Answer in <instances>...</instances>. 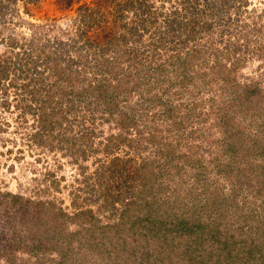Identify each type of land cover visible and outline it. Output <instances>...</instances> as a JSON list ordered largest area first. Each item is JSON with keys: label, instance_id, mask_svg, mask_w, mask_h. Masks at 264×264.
I'll return each mask as SVG.
<instances>
[{"label": "rangeland", "instance_id": "374dc122", "mask_svg": "<svg viewBox=\"0 0 264 264\" xmlns=\"http://www.w3.org/2000/svg\"><path fill=\"white\" fill-rule=\"evenodd\" d=\"M60 2L38 0L28 4L30 11L25 13L24 0H17L19 18L14 15L11 19L7 11L0 24L27 33L45 31L46 36L66 27L73 34L68 28L73 30L70 21L75 16L74 7L62 8ZM263 9L264 0H247L240 14H235L233 7L228 13L232 20L239 18V22L249 25L256 22L264 36ZM228 36L218 45L236 38ZM237 67L236 80L244 87H253L260 102L253 95L248 107L238 103L236 109L242 106L243 110L229 112L232 117L228 122L226 118L223 128L213 125L216 109L222 112V102L230 97L226 98L216 84L204 87L199 72H190L192 91L183 89L178 93L180 82L176 86L171 74L168 80L174 85L169 93L173 94L168 95L152 81L147 83L152 79L148 75L132 76V81L138 78V85L130 94L115 95L117 103L112 114L102 110L104 103L73 107L65 119L59 117L62 123L56 124L57 115L53 117L55 124L50 132L42 133L40 144L28 136L41 129L35 108L40 100H36L38 95L31 99L23 92L22 77L13 73V85L0 89V190L50 199L69 214L76 207L90 208L97 224H110L108 228L89 227L73 236L64 246L68 248L64 250V263L53 252V260L40 258L42 263L36 264H264L263 248L255 250L261 254L246 251L257 244V235L264 233V62L249 52L242 55ZM163 79L164 88L167 81ZM48 82L44 79L45 84ZM51 92L57 91L52 88ZM4 98L9 101L7 109L2 107ZM28 104L32 110L26 108ZM172 107L180 114L175 121L179 127L175 128H170L166 119V110ZM118 110L137 116L136 128L126 132V138L134 137L131 144L120 140L124 131L114 116ZM106 148L111 150L106 152ZM116 157L131 158V162L135 159L140 165L143 162V167L122 170V161L112 165L110 176L101 182L99 173ZM124 205L130 207L126 216L135 215L131 217L138 220L137 231L124 223L115 225L124 221L120 215ZM191 209L196 213L192 214ZM184 216L195 219L196 224L204 223L203 229L194 224L189 234L185 233L186 227L180 223ZM66 226L68 231L78 228L69 221ZM166 228L171 230L166 239L174 236L177 248L184 247L190 253L182 263L159 256L158 247L166 246V240L160 239L154 250L151 247V235L156 234H151L153 229ZM223 241L226 244H221ZM19 255L22 259L17 264H35L34 256ZM0 264L10 263L0 258Z\"/></svg>", "mask_w": 264, "mask_h": 264}, {"label": "trees", "instance_id": "16d2710c", "mask_svg": "<svg viewBox=\"0 0 264 264\" xmlns=\"http://www.w3.org/2000/svg\"><path fill=\"white\" fill-rule=\"evenodd\" d=\"M60 1L62 8L74 7L75 16L70 21L73 30L68 28L73 34H69L66 27H60L58 33L46 36L45 31L40 33L32 30L27 33L0 24V89L12 86L11 77L13 73H17L16 76L23 79L20 84L23 92L31 99L38 95L36 100L39 99L40 104L35 105V108L38 110L39 122L42 121L41 129L34 130L28 135L36 144H40L42 133L51 131L56 121L53 117L57 115L56 124L62 123L60 119H65L64 115L73 111V107L81 104L97 107L99 103H104L105 107L102 110L112 114L117 103L115 95L119 92L130 94L138 85V78L146 75L152 78L146 80L147 83L152 81L153 85L162 90V94L168 95L173 94L169 91H172L174 81L176 86L180 82L181 87L176 93L183 92V89L192 91L189 90L190 72H199L203 76L204 87L216 84L226 98L227 95L230 97L229 101L225 99L222 102V112L216 109V122L213 125L217 123L222 128L225 127L226 118L228 122L232 117L228 115L229 112L243 110L242 106L236 109L238 103L239 106L245 104L248 107L253 95H256V101L260 102V95L255 94L254 88L239 84L235 74L243 54L253 53L257 55L258 60L264 62V36L261 34V27L257 26L256 22L249 25L246 22H239V18L232 20L228 13L229 8L233 7L235 14H240L239 11L246 6L247 0ZM155 1H159V4H155ZM16 2L17 0H0V22L4 21L7 11L11 19L14 15L19 18L17 8L15 9ZM37 2L38 0H24V12L29 13L28 4L34 5ZM54 23L55 21L50 23L52 28ZM64 35L68 38L64 39ZM225 35H229L228 37L235 35L236 38L233 42L218 45L223 42ZM123 62L125 64H122ZM171 74H174L175 80L169 83L168 78ZM153 75L157 77L153 78ZM132 76L138 78L132 81ZM206 76L208 77L205 80ZM164 77L167 84L163 88ZM44 79H49V84H45ZM52 88L57 92L52 93ZM1 101L2 107L7 109L8 99L4 98ZM26 108L32 110L30 104ZM175 110L178 109L172 107L166 110L170 128L179 127L175 121L180 114ZM114 116L117 117L120 130L125 133L121 134L123 137L120 138L121 142L127 140L131 144L134 137L126 138V132L135 127L137 116L119 110ZM135 131L139 132L136 129ZM252 141L255 142V138H252ZM117 146L119 145L116 144L115 147ZM110 150L111 148H106V152ZM118 158H114L99 173L101 182L110 176L112 165L122 161L127 166L123 165L122 170H127L128 166L134 170H141L143 167V162L140 165L135 159L132 165L131 158ZM119 168L121 167H115ZM191 176L195 177L193 174ZM124 207L120 212L124 221L119 220L115 225L124 223L137 231L138 220L132 218L135 215L127 217V210L130 207L125 205ZM191 211L192 214L196 213L194 209ZM96 220L90 208L76 207V210L69 214L66 209L50 199L0 190V258H4L10 264H17L22 259L19 254H26L34 256L36 264L42 263L40 258L50 257L49 259L53 260L51 254L56 252L60 258L58 260L64 263L62 262L64 250L68 249L64 246L71 243L73 236L81 231H87L89 227L108 228L110 225L107 223L101 226ZM68 221L78 225L76 231L67 230ZM195 222V219L186 216L180 218V223L186 227L184 230L188 234ZM196 225L201 229L204 227V223ZM158 230L153 229L152 233L150 232L151 234L156 232L150 239L152 249L154 250L160 239L167 242L166 246L158 247L159 256L167 260L173 258L172 261L175 262L176 259L181 260L179 263L190 257L187 249L177 248L178 242H175L174 236L166 239L170 229ZM257 236H260L259 241L256 240L257 244H252L246 250L247 253L251 254L253 251L261 254L255 250L264 249V240L261 239L264 233ZM217 239L219 240V237ZM221 244H226V241ZM142 250L143 254L146 253L144 249Z\"/></svg>", "mask_w": 264, "mask_h": 264}]
</instances>
